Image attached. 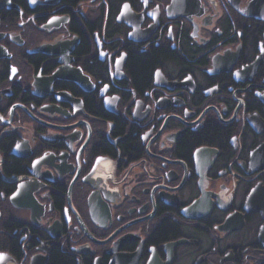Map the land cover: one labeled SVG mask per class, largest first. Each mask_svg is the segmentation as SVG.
<instances>
[{
	"label": "flooded vegetation",
	"instance_id": "af4514ba",
	"mask_svg": "<svg viewBox=\"0 0 264 264\" xmlns=\"http://www.w3.org/2000/svg\"><path fill=\"white\" fill-rule=\"evenodd\" d=\"M0 264H264V0H0Z\"/></svg>",
	"mask_w": 264,
	"mask_h": 264
}]
</instances>
